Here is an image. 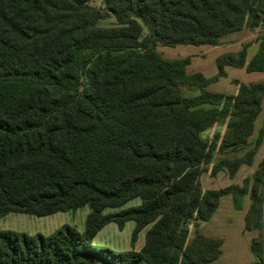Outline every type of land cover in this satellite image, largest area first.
I'll list each match as a JSON object with an SVG mask.
<instances>
[{"label": "trees", "instance_id": "1", "mask_svg": "<svg viewBox=\"0 0 264 264\" xmlns=\"http://www.w3.org/2000/svg\"><path fill=\"white\" fill-rule=\"evenodd\" d=\"M0 0V217H46L88 206L84 231L63 225L48 236L0 231V264H213L222 236L185 225L208 222L223 196L235 210L249 196L244 231L253 264H264V157L241 185L203 191L199 176L215 144L200 138L219 119L231 139L209 171L233 178L251 165L264 135L243 157L262 112L264 82L235 95L206 86L224 67L264 71V45L245 64V47L216 58L217 73L188 75V58L168 60L157 46L217 45L264 24V0ZM113 16L117 25L100 28ZM235 56L238 57L235 60ZM182 88L198 90L184 96ZM228 150V151H227ZM227 151V152H226ZM233 155V154H232ZM139 199L136 207L122 209ZM106 209H118L103 214ZM134 223L130 243L149 227L139 251L112 253L90 244L106 225Z\"/></svg>", "mask_w": 264, "mask_h": 264}, {"label": "crops", "instance_id": "2", "mask_svg": "<svg viewBox=\"0 0 264 264\" xmlns=\"http://www.w3.org/2000/svg\"><path fill=\"white\" fill-rule=\"evenodd\" d=\"M241 33H243V30L228 34L222 37L219 40V43L214 46L212 45L194 46L201 48L198 51H190L189 49L183 51L180 50L178 47V46H191V45H178L173 48L165 47L169 50L168 54L170 56L163 58L168 60L188 58L189 64L185 68L186 73L188 75L193 73H200L203 75V77L209 79L215 76L217 73V68L215 65V60L217 57L225 54H235L240 50H242L243 47H245V64H248V62L257 53L259 49V44H251V45L244 44L242 48L239 47L241 39H239L238 35ZM206 58H210L209 63L196 65V62L198 60H207ZM213 65H215V69ZM224 72L226 75L225 77L219 78L217 81L209 83L206 86L205 90L211 93L235 95L237 87L232 83L233 80H237L244 85L264 82V71L246 72L243 68L225 66ZM263 104H264V99L262 101V109H263ZM263 143H264V135L262 137V141L259 148L257 149L255 155L253 156L251 165L242 164L235 173V175L233 176V178H229L225 170L219 171L213 177H211L209 174L207 175L206 174L207 172L202 173L199 176L201 189L203 191H207V190L219 189L218 187L223 188L231 184L241 185L242 181L245 178L251 177L253 172L256 170L258 164L263 159L264 157V149L262 150ZM222 180L225 181L222 183ZM217 181L219 186H214ZM249 204H250L249 196L246 195L243 199L242 208L240 210H235L232 206L231 196L229 195L223 196L220 199L219 206L215 211V213L212 215L211 219L208 222L204 223V226L202 227L203 235L208 237L222 236L223 238V244L221 246V255H220L221 261H219L220 259L219 257V259L215 261L213 264H216L217 262H220V264H253L254 256L249 249V245L251 239L254 236H256V233L255 231L243 230L244 215L249 207ZM96 236L92 240V243L95 242ZM142 246H143L142 241L139 244L137 240V244H135L134 246V251H139L142 248ZM224 250L225 251L231 250V252L234 254L233 260L231 262L226 261V259H229V257L223 255ZM245 254H247V256Z\"/></svg>", "mask_w": 264, "mask_h": 264}, {"label": "rangeland", "instance_id": "3", "mask_svg": "<svg viewBox=\"0 0 264 264\" xmlns=\"http://www.w3.org/2000/svg\"><path fill=\"white\" fill-rule=\"evenodd\" d=\"M87 4L96 9L104 8L103 0H87ZM97 25L98 27L104 29V28L114 27L117 25V23L116 20L113 18V16H108L105 19L99 20L97 22ZM238 37L239 39H241L239 45V47L241 48L243 47L244 44L251 45V44L262 43V45H264V24H259L256 27L244 28L243 33L239 34ZM178 47L180 50L183 51L187 49H189L190 51H198L201 49L199 47H194V46H178ZM156 50L162 57L170 56L168 54L169 50L165 47L157 46ZM206 59L207 60H198L196 62V65L209 63L210 58H206ZM237 59L238 57L235 56V60ZM213 66L215 69V65ZM181 91L184 96H194L199 93L198 90H188L186 88H182ZM263 116H264V104H263L262 112L255 122L253 134L248 138L249 141L248 145H245L244 147L241 148L236 147L233 153L229 154L230 156L243 157L244 155H246L247 151L254 145L255 141L258 138V130L260 128ZM229 120L230 117L228 116L219 119L211 127L207 128L199 135L202 140L208 143L213 142L215 144V151L212 153V157L209 163L201 166V169L207 172L206 173L207 175L209 174L211 167L223 157L222 155L223 153H219L218 149L223 145L224 140L225 139H228V141L231 140L229 139L230 134H229V129L227 128V123ZM263 149H264V143L262 145V150ZM224 181L225 180H222V183ZM214 186H219L218 181L215 183ZM139 204H140L139 199H133L131 201L126 202L121 208L122 209L132 208L138 206ZM117 210L118 209H114V210L106 209L103 212V214L113 213L116 212ZM89 212H90L89 207L84 206L82 208L77 209L76 211L62 212L46 217H35L27 214L10 213L4 217H0V231L23 233L27 236H35L36 234L48 236L53 232H55L56 230H58L59 228H61L63 225H68L73 227L75 230H78L79 233H82L84 231L85 218ZM203 226L204 223L196 222V221H190L188 224H186L185 229L187 230V242L190 241V239H192L195 233L198 232L202 234ZM148 228L149 227H146L145 229H143L141 232L138 233L136 241L134 242V245L132 247L130 243V239L134 229V223L127 222L124 225V228L121 230H119L114 223H110L106 225L101 231H99V233L96 236L95 242L94 243L91 242L90 246L96 250H110L112 251V253L115 254L120 252H125L127 250H134V246L135 244H137V240L139 244L141 243V241L142 243H144L145 232ZM255 233L257 235L258 231L255 230ZM263 233H264V221H263ZM227 250L226 251L224 250L223 255L229 257V259H226V261L231 262L233 260L234 254L231 252V250L230 251ZM245 255L247 256V254ZM219 261H221V257ZM216 264H220V262H217Z\"/></svg>", "mask_w": 264, "mask_h": 264}]
</instances>
